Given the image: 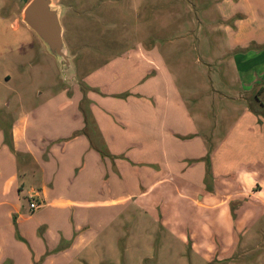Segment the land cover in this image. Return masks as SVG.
Wrapping results in <instances>:
<instances>
[{"label":"crops","instance_id":"crops-1","mask_svg":"<svg viewBox=\"0 0 264 264\" xmlns=\"http://www.w3.org/2000/svg\"><path fill=\"white\" fill-rule=\"evenodd\" d=\"M210 1L233 40L237 75V85L209 92L220 97L216 121L212 99L198 125L153 47L83 78L86 96L77 85L48 115L0 130V264H57L49 242L79 245L85 236L72 225L102 229L130 201L204 264H236L225 262L236 248L262 245L264 0ZM26 188L38 204L30 215ZM44 224L56 235L39 236Z\"/></svg>","mask_w":264,"mask_h":264},{"label":"rangeland","instance_id":"rangeland-1","mask_svg":"<svg viewBox=\"0 0 264 264\" xmlns=\"http://www.w3.org/2000/svg\"><path fill=\"white\" fill-rule=\"evenodd\" d=\"M53 3L61 12L67 54L72 62L69 70L23 23L27 2L0 0V130L9 128L21 116H34L38 111L48 115L47 109L56 107L55 101L62 93L68 89L65 97L70 98L77 85L86 96L89 88L83 78L117 58L129 54L136 58L139 48L152 53L153 47L159 50L167 75L198 125L207 121L212 99L213 121L220 116L219 94L213 96L209 92L221 91L220 87L228 80L237 85V75L233 40L220 29V12L210 0H53ZM201 106L207 107L206 115L204 111L201 113ZM70 195L66 194V200L72 199ZM30 198V188H26L21 203L29 215ZM72 218L73 211L69 219ZM103 222L102 229L98 224L89 225L82 233L72 225V232L85 236L82 242L76 246L66 241L56 243L57 246L49 242L48 256L60 254L57 264H204L193 255L190 243L174 240L159 230L135 201H130L129 210L123 215L118 212ZM48 227H40L39 236L56 235ZM229 258L225 262L264 264V241L259 247L251 244L244 249L236 248Z\"/></svg>","mask_w":264,"mask_h":264},{"label":"water","instance_id":"water-1","mask_svg":"<svg viewBox=\"0 0 264 264\" xmlns=\"http://www.w3.org/2000/svg\"><path fill=\"white\" fill-rule=\"evenodd\" d=\"M26 2L22 16L23 23L39 37L63 67L67 70L71 69L72 62L67 54L60 9L54 5L53 0H26Z\"/></svg>","mask_w":264,"mask_h":264},{"label":"built area","instance_id":"built-area-1","mask_svg":"<svg viewBox=\"0 0 264 264\" xmlns=\"http://www.w3.org/2000/svg\"><path fill=\"white\" fill-rule=\"evenodd\" d=\"M30 209L32 211H35L36 209H38V204L36 203V201L30 202Z\"/></svg>","mask_w":264,"mask_h":264},{"label":"flooded vegetation","instance_id":"flooded-vegetation-1","mask_svg":"<svg viewBox=\"0 0 264 264\" xmlns=\"http://www.w3.org/2000/svg\"><path fill=\"white\" fill-rule=\"evenodd\" d=\"M24 1H26V0H24Z\"/></svg>","mask_w":264,"mask_h":264}]
</instances>
